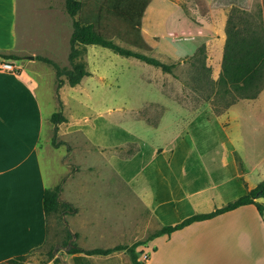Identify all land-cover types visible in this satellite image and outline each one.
Listing matches in <instances>:
<instances>
[{
  "label": "crops",
  "instance_id": "crops-1",
  "mask_svg": "<svg viewBox=\"0 0 264 264\" xmlns=\"http://www.w3.org/2000/svg\"><path fill=\"white\" fill-rule=\"evenodd\" d=\"M63 4L64 0H44L39 8L54 10L56 19L61 21L68 16ZM17 5L18 0H0V53L20 58L0 57V64L13 62L19 68L15 71L0 69V264L32 254L47 238L42 194L50 186L44 176L41 154L48 148L52 113L42 107L41 78L32 68L36 63L52 68L37 57L57 61L52 55L44 56L37 50L17 45ZM22 59L26 61L24 65ZM85 78L74 87L64 84L59 89L62 103L66 102V92L69 99L80 105L81 96L86 97L88 92L83 83ZM54 93H51L53 97ZM53 102L56 107L57 103ZM111 112L102 114L89 106L91 115H81V120L74 121L65 117L64 131L61 123L57 126L64 134L80 132L102 156L98 171L87 174L76 171L60 185L59 199L76 209L74 214L64 216L73 234L71 240L81 249L129 244L115 240L104 246L82 247L78 243L81 227L91 226L95 221L107 222L105 211L112 207L113 179L125 190L115 189L116 193L128 200L130 196L150 217L146 226L137 221L141 236L133 238V243L164 226L220 208L245 195L264 179L262 162L248 149L249 144L244 143L242 152L245 153L241 155L229 140L227 125L213 123V129L218 132L213 140L208 136L204 139L203 134L194 140L193 127L197 130L205 124H189L182 130L175 126L174 132L163 138L162 132L166 133V129L141 120L143 127L146 123L152 131L145 137L127 130L120 120V123L112 120ZM152 135L159 141L149 138ZM129 145L133 147L132 152L120 156L118 153ZM86 180L105 181L108 187L104 190L93 184L90 187L92 181L87 183ZM102 193L110 199V205L109 202L97 203V196ZM132 225L136 226L133 220ZM136 251L145 255L144 264H264V216L261 217L253 205L240 206L211 219L193 222L170 235L157 236L138 246ZM126 255L124 251L105 256L66 254L63 264H69V257L102 264H127Z\"/></svg>",
  "mask_w": 264,
  "mask_h": 264
},
{
  "label": "rangeland",
  "instance_id": "rangeland-1",
  "mask_svg": "<svg viewBox=\"0 0 264 264\" xmlns=\"http://www.w3.org/2000/svg\"><path fill=\"white\" fill-rule=\"evenodd\" d=\"M83 1L80 19L90 20L98 10L97 16L100 17L103 32L110 36L118 32L120 38L124 39L119 40L112 35L114 43L159 60L168 65L170 71H162L135 58L119 56L100 46H87L81 59L86 63L88 72L83 80L88 92L86 97L81 96L80 105L69 99L66 92V102L62 103L57 94L53 68L43 67L42 63H36L32 68L39 72L41 78L39 93L44 110L48 113L61 111L70 121L81 120V115L88 114L89 106L102 114L110 110L112 120L121 122L130 132L145 137L152 133L148 124L166 129V133L162 132L163 138L174 132L175 126L182 130L189 124H205L206 126L198 127L197 130L193 127V138L195 140L203 134L204 139L208 136V139L213 140L218 133L213 129V123L220 122L227 125L229 140L238 147L241 155L245 153L242 152L245 150L244 146L249 144L248 149L255 153L257 161H261L264 166V89L255 99L238 100L234 106L224 110L222 108L218 114L213 110V103L221 108L227 100L214 96L227 18L231 15L235 17V22L240 20L238 26L254 23L264 28V0H104L106 8L122 13L138 30L135 33L137 46L130 44L133 36L126 34L129 27L121 17L113 13H101L94 6L93 0ZM43 2L44 0H18L17 45L37 50L44 56L52 55L59 66L70 68L68 53L71 18L66 16L58 21L54 10L39 8ZM101 4L103 5L102 2ZM116 4L119 7L113 9ZM63 20L65 22L62 23ZM25 62L23 60L21 64L24 65ZM53 86L55 93L52 92ZM51 93H54V97ZM52 99L57 103L56 107ZM141 120L148 124L145 123L143 127ZM61 125L64 131L67 124ZM53 137L59 144L58 147L52 145ZM149 138L159 141L157 136ZM48 140V148L42 150L41 162L50 188L61 185L64 179L72 177L76 171L81 170L84 174L92 170L98 171L102 156L95 147L88 144L80 132L64 134L58 128L54 132L51 124ZM132 150L133 147L128 146L118 154L128 156ZM91 181L86 180L87 183L91 182L90 187L96 185L97 189L102 190L108 187L105 181ZM112 184V207L105 211L107 222L95 221L91 226L81 227V239L78 243L82 247L104 246L115 240L131 245L133 238L141 236L137 221L145 225L150 220L147 212L137 206L130 196L128 200L119 192L116 193L115 189L125 192L123 186H118L115 179ZM106 198L103 193L98 195L97 203L108 204L110 199ZM259 202L264 203V199ZM132 220L136 226L132 225ZM46 228L44 246L32 252L23 264H63L66 257L63 243L67 240L68 233H71L65 216L59 213L51 215L46 220ZM120 233L123 236L120 237ZM51 250L54 255L49 258ZM145 258V255H139L141 261ZM55 259H59V262ZM125 260L127 264H132L128 255ZM68 263L102 264L70 257Z\"/></svg>",
  "mask_w": 264,
  "mask_h": 264
},
{
  "label": "trees",
  "instance_id": "trees-1",
  "mask_svg": "<svg viewBox=\"0 0 264 264\" xmlns=\"http://www.w3.org/2000/svg\"><path fill=\"white\" fill-rule=\"evenodd\" d=\"M93 1L95 2V4L94 2L92 4H94L96 8L98 7L101 13L105 12L108 15H112L113 13L115 15H118L125 21L126 25L129 27V30L126 34L133 36L130 44L137 46L135 33H138V30L133 26V24L128 19H126V17L122 13H118L116 11L112 12L110 9L106 8L104 0ZM101 2L103 3V5L101 4ZM98 3L101 5H99ZM83 5V0H64V9L67 15L71 18L72 25L68 53V63L70 65V68L61 67L48 58L37 57L38 60L49 64L54 69L57 94L58 90L64 84H67L70 87H74L80 83L83 77L88 75V72L86 70V63H84L81 59L86 52L87 46H100L111 50L113 53L119 56L126 58H135L151 66L158 67L162 71H170V67L166 64L161 63L159 60L123 48L114 43L112 35L117 37L119 40L121 39L120 35L118 32H115L110 36L109 34H105L103 32V30L101 29V22H99L100 17L97 16L98 10L96 13H93L90 20H82V18L80 19ZM115 7L118 8L119 6L116 4L113 6V9ZM234 18V16L230 15L228 16L226 21L225 41L220 64V73L215 83V85H217V89L214 93L215 97L227 98V100L221 108H217L215 103H213V110L216 114L220 113L222 108L223 110L229 108L238 100L255 99L264 89V28H262L261 26H256L254 23H245L243 26H238L240 20L238 21L237 19V22H235ZM121 40L124 41L123 38ZM0 57L3 59H20L15 55H7L2 53H0ZM228 97H230V99H228ZM212 101H214V99ZM65 121L66 119L62 115L61 111L54 112L50 116V122L54 127V132L57 131L58 124ZM51 143L54 147L59 146V144L55 142L54 137ZM59 193L60 184L56 185L53 188L44 189L42 194V208L45 220H47L48 217L54 214L59 213L64 216L67 214H74L76 212V209L70 203L59 199ZM258 199H264V179L259 182L253 189L249 190L245 195L226 203L220 208H216L215 210L206 214L193 215L172 226H164L159 230L149 234L144 240L136 241L128 246L116 245L114 247L106 249L96 248L91 250H84L71 242L73 234L68 233V238L63 243L64 247L66 248L65 253H81L87 256H105L115 251H124L129 256L132 264H144L143 261L139 259V254L136 251V248L138 246L146 244L148 241L157 236L164 234L170 235L172 232L179 230L193 222L211 219L219 214L234 210L244 205L255 206L258 214L263 217L264 204L258 202ZM48 254L49 258H52V256L54 255V253H52V250L49 251ZM28 256H18L9 259L2 264H23ZM55 260L59 262V259Z\"/></svg>",
  "mask_w": 264,
  "mask_h": 264
},
{
  "label": "built area",
  "instance_id": "built-area-1",
  "mask_svg": "<svg viewBox=\"0 0 264 264\" xmlns=\"http://www.w3.org/2000/svg\"><path fill=\"white\" fill-rule=\"evenodd\" d=\"M0 69L5 71H14L16 67L12 62H3L2 64H0Z\"/></svg>",
  "mask_w": 264,
  "mask_h": 264
},
{
  "label": "water",
  "instance_id": "water-1",
  "mask_svg": "<svg viewBox=\"0 0 264 264\" xmlns=\"http://www.w3.org/2000/svg\"><path fill=\"white\" fill-rule=\"evenodd\" d=\"M31 59H33V57H30Z\"/></svg>",
  "mask_w": 264,
  "mask_h": 264
}]
</instances>
